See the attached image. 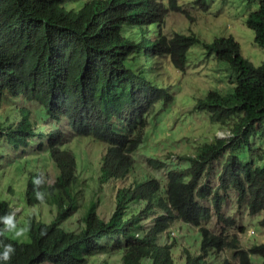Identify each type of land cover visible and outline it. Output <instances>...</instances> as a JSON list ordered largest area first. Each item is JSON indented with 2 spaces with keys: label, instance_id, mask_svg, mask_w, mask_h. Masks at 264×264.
Instances as JSON below:
<instances>
[{
  "label": "trees",
  "instance_id": "1",
  "mask_svg": "<svg viewBox=\"0 0 264 264\" xmlns=\"http://www.w3.org/2000/svg\"><path fill=\"white\" fill-rule=\"evenodd\" d=\"M70 1L0 0V108L7 96L36 101L52 120L64 122L69 132L59 127L38 131L30 111L23 107L18 121L0 122V140L16 150L39 141L37 150L48 151L59 171L54 183L35 173L25 191L29 205L56 207L51 222L29 219L28 240L23 241L7 235L0 223V251L4 244L14 249L4 264H87L91 256L107 252L109 245L103 241L123 252L122 264H144L145 259L152 264H177L174 245L161 243L175 221L198 228L201 235L200 252H188L185 264H212L207 261L211 253L225 249L233 251L238 264H254L252 255L264 258V243L244 249L237 236L206 226L213 211L223 224H233L223 212L230 191L236 194L237 206L250 215L264 212V165L238 155L251 144L255 125L264 121V63L257 66L246 58L232 35L205 42L194 32L166 34L168 12H186L177 0L168 4L84 0L78 7L68 6ZM207 1L194 4L206 10ZM246 24L255 33V43L264 49V0L249 13ZM196 44L203 46L206 57L226 64L234 73V85L227 93L209 90L193 109L208 112L210 121L220 125L233 120L232 136L216 138L183 157L187 165L170 169L165 186L152 177L118 188L108 220L100 217L92 201L82 218L83 227L66 228L63 223L79 208L72 190L78 163L66 147L67 136L91 137L106 145L101 184L127 178L134 170L133 154L143 141L150 114L157 103L174 99L168 87L150 80L145 68L134 69L131 62L137 56H166L183 71ZM227 153L218 185L203 182L211 165ZM148 162L156 168L165 164L153 158ZM34 179L40 184L34 186ZM34 188L44 194L42 200L36 198ZM12 211L8 201H0V216ZM260 224L264 227V218ZM219 264L234 263L225 258Z\"/></svg>",
  "mask_w": 264,
  "mask_h": 264
},
{
  "label": "rangeland",
  "instance_id": "2",
  "mask_svg": "<svg viewBox=\"0 0 264 264\" xmlns=\"http://www.w3.org/2000/svg\"><path fill=\"white\" fill-rule=\"evenodd\" d=\"M83 1L71 0L68 6L78 7ZM161 1L169 3V0ZM177 1L186 12H168L164 27L166 34L171 36L175 32H194L205 42H211L216 37L232 35L240 43L246 58L257 66L264 63V49L255 43V33L246 24L249 13L258 8L259 0H208L206 10L194 4L195 0ZM152 28L155 30V25H152ZM155 58L137 56L131 62V67L145 68L147 77L160 86L168 87L174 99L167 104L157 103L150 114L143 141L133 154L134 170L127 178L101 184L100 165L106 145L91 137H74L72 134L67 136L70 140L66 147L74 152L78 163L77 181L74 182L72 190L79 208L63 223L66 228L78 230L83 227L82 218L92 201L96 202L100 217L108 220L115 209L118 188L152 177L159 179L165 186L170 169L187 165L186 159L182 160L183 157L196 153L205 143L216 138L227 139L226 136L233 134V120L228 125H220L210 121L208 112L193 109L196 100L211 89H218L222 93L232 90L234 73L229 71L225 63L218 62L214 56L206 57L201 44L190 48L188 64L183 71L176 69L169 57ZM21 107L24 111H30L31 120L38 131L47 133L59 127L69 133L64 122L52 120L38 102L12 96H7L3 101L0 122L10 124L18 121L21 117ZM252 131L249 137L251 144L240 149L238 155L242 160H253L257 165H264V121L256 124ZM38 143L39 141H33L26 149L16 150L7 140H0V201H8L15 211L13 213H16L15 218L13 217L16 229L7 230L6 233L21 241L28 240L27 230L19 237L15 236V231L27 228L29 219L34 217L49 223L57 214L55 206L45 203L29 205L26 201L25 191L32 175L41 173L44 180L54 183L59 173L49 152L37 150ZM227 155L228 153L211 165L209 174L202 179L203 182L209 181L214 187L218 185V177ZM150 158L164 162V167L156 168L151 165L148 162ZM206 204L211 206L209 201ZM223 212L225 217L234 221L232 225L223 224L213 211V216L206 226L212 231L223 230L225 234L237 236L244 249L264 243V227L260 224L264 212L250 215L246 208L238 207L233 191H230L226 199ZM170 230L175 234L170 237L165 234L161 243L166 240L174 245L173 256L177 264H185L188 252L198 255L201 242L198 228L175 221ZM252 230L255 234H251ZM102 243L109 245L107 252L91 256L87 264H122L123 252L114 250L110 241ZM251 257L254 264H262L264 261V258L258 255ZM225 258L238 264L230 249L211 253L207 261L219 264ZM144 264L152 262L145 259Z\"/></svg>",
  "mask_w": 264,
  "mask_h": 264
},
{
  "label": "clouds",
  "instance_id": "3",
  "mask_svg": "<svg viewBox=\"0 0 264 264\" xmlns=\"http://www.w3.org/2000/svg\"><path fill=\"white\" fill-rule=\"evenodd\" d=\"M230 136H232V135H229V136H226V137L229 138ZM102 156H103V155H102ZM101 163H102V162H101ZM100 166H101V165H100ZM33 184H34V186L40 184V180H38V179H34V180H33ZM162 186H163V185H162ZM34 190H35V188H34ZM43 195H44V194H43L42 192H40V191H36V190H35V196H36L37 199L42 200V199H43ZM5 201H6V200H5ZM45 204H46V203H45ZM10 206H11V205H10ZM11 207H12V206H11ZM12 208H13V207H12ZM13 211H14V209H13ZM13 211H12L11 214L0 216V223L3 224L4 228L6 229V231H7V229H8V230L16 229V224H15V222H14V218H15V214H16V213H13ZM14 212H15V211H14ZM13 217H14V218H13ZM43 222H44V221H43ZM170 228H171V227H170ZM170 228H169V230H168L167 233H164V234L162 235V238H161V239H163V236H164L165 234H167L168 237H170V236H172V235L175 234V232H174V231H171ZM0 230H2V229H0ZM26 230H27L26 228H21V229L15 231V236H17V237L21 236ZM251 234H255V231L252 230V231H251ZM20 241H21V240H20ZM165 242H168V241L165 240ZM165 242H164V243H165ZM13 251H14V249H13V247H12L11 244H4V245H3V250L0 251V264H4V262H7V261L10 259V254H11ZM89 259H90V258H89Z\"/></svg>",
  "mask_w": 264,
  "mask_h": 264
},
{
  "label": "bare ground",
  "instance_id": "4",
  "mask_svg": "<svg viewBox=\"0 0 264 264\" xmlns=\"http://www.w3.org/2000/svg\"><path fill=\"white\" fill-rule=\"evenodd\" d=\"M156 59V58H155ZM151 60V59H150Z\"/></svg>",
  "mask_w": 264,
  "mask_h": 264
},
{
  "label": "built area",
  "instance_id": "5",
  "mask_svg": "<svg viewBox=\"0 0 264 264\" xmlns=\"http://www.w3.org/2000/svg\"><path fill=\"white\" fill-rule=\"evenodd\" d=\"M229 136V135H228Z\"/></svg>",
  "mask_w": 264,
  "mask_h": 264
}]
</instances>
